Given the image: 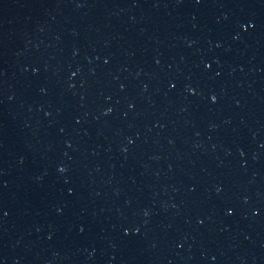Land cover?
Listing matches in <instances>:
<instances>
[{
    "label": "water",
    "instance_id": "95a60500",
    "mask_svg": "<svg viewBox=\"0 0 264 264\" xmlns=\"http://www.w3.org/2000/svg\"><path fill=\"white\" fill-rule=\"evenodd\" d=\"M0 264H264V0H0Z\"/></svg>",
    "mask_w": 264,
    "mask_h": 264
},
{
    "label": "snow or ice",
    "instance_id": "6c2138e0",
    "mask_svg": "<svg viewBox=\"0 0 264 264\" xmlns=\"http://www.w3.org/2000/svg\"><path fill=\"white\" fill-rule=\"evenodd\" d=\"M249 23H250V22H249ZM212 99H213V100H215V99H216V97H215V96H213V97H212ZM109 111H111V109H109ZM63 170H64V169H61V171H63Z\"/></svg>",
    "mask_w": 264,
    "mask_h": 264
}]
</instances>
